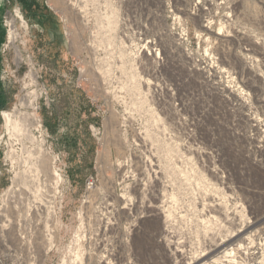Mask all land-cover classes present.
<instances>
[{
  "label": "rangeland",
  "instance_id": "rangeland-1",
  "mask_svg": "<svg viewBox=\"0 0 264 264\" xmlns=\"http://www.w3.org/2000/svg\"><path fill=\"white\" fill-rule=\"evenodd\" d=\"M9 191L17 264H264V0H0Z\"/></svg>",
  "mask_w": 264,
  "mask_h": 264
},
{
  "label": "bare ground",
  "instance_id": "bare-ground-1",
  "mask_svg": "<svg viewBox=\"0 0 264 264\" xmlns=\"http://www.w3.org/2000/svg\"><path fill=\"white\" fill-rule=\"evenodd\" d=\"M221 36V35H219ZM10 116H7V121H8V125L10 123ZM117 128V127H116ZM115 128V129H116ZM119 128V126H118ZM107 133V132H106ZM116 135V134H115ZM105 138V137H104ZM104 151V150H103ZM102 151V152H103ZM41 152V151H40ZM103 155V154H102ZM101 156V155H100ZM38 161V160H37ZM38 163V162H37ZM102 164V163H101ZM106 167V166H105ZM34 169V168H33ZM42 169L43 171L46 173V176L49 177L50 180H53L55 178V172L52 170L51 167H47L46 165H42ZM24 177V176H23ZM22 177V178H23ZM24 180V179H23ZM21 181V180H20ZM30 181V180H29ZM31 181H32V177H31ZM26 182V181H25ZM37 183V182H36ZM24 184V183H23ZM26 184V183H25ZM28 184V183H27ZM35 184V183H34ZM22 185V184H21ZM19 186V185H18ZM32 186V185H31ZM21 187V186H20ZM19 188V187H18ZM21 189V188H20ZM23 190V189H22ZM18 192V191H17ZM23 192V191H22ZM20 192V193H22ZM50 192V191H49ZM16 194V191H15ZM33 194V193H32ZM29 195V193H28ZM36 195V194H35ZM19 196V193H18ZM14 197V196H13ZM23 197V196H22ZM26 197V196H25ZM32 197V196H31ZM49 197V196H48ZM28 198V196H27ZM15 201L17 200L16 198H14ZM22 199V198H21ZM47 199V198H46ZM24 201V198L22 199ZM33 201V200H32ZM19 202V201H18ZM15 203V202H14ZM9 204V203H8ZM16 204V203H15ZM22 204V203H21ZM29 202H28V206H29ZM8 207H10V205H8ZM23 207V205H22ZM30 207H28L27 210H29ZM10 213V212H9ZM18 214V212H17ZM13 215V214H12ZM3 217V215H2ZM15 217V215H14ZM158 217V216H157ZM17 218V217H16ZM260 222H264V218H262L261 220H259L258 223ZM156 225V226H155ZM155 225L151 224H147V226H149V228H154L158 226V224L156 223ZM257 225V223L255 222V224L252 226H250L246 231L247 232L251 229H253L255 226ZM159 227H157L158 229ZM28 229V228H27ZM26 232V231H25ZM244 232H238L236 231V234L231 236V237H227L224 239H215L213 240V242L210 245V248L208 250V252L204 255H202L201 257H199L195 262L191 263V264H240L238 262V258L239 255L241 254V252L243 251V242L245 240L244 236L245 233ZM30 234V233H29ZM18 237H20L18 235ZM29 237V236H28ZM33 237V236H32ZM25 238V237H24ZM23 241V240H22ZM29 241V240H27ZM27 243V242H26ZM28 245V244H27ZM26 245V247H27ZM32 245V244H31ZM20 246V243H17V249ZM29 246V245H28ZM22 247V246H21ZM20 247V249H21ZM24 247V246H23ZM32 247V246H31ZM30 251V250H27ZM26 251V252H27ZM32 255V254H31ZM33 256H31L32 258ZM35 258V257H34ZM32 258V259H34ZM43 258V257H42ZM35 264V263H34ZM254 264H259V263H254Z\"/></svg>",
  "mask_w": 264,
  "mask_h": 264
},
{
  "label": "built area",
  "instance_id": "built-area-1",
  "mask_svg": "<svg viewBox=\"0 0 264 264\" xmlns=\"http://www.w3.org/2000/svg\"><path fill=\"white\" fill-rule=\"evenodd\" d=\"M14 194L15 191L12 194L9 191L3 195L6 199L4 200V213L0 210V264H17V218L14 217L17 212H14L15 209H13L15 207L13 199L16 198ZM1 214H3V217ZM1 224L9 225V227L3 229ZM10 227H12V230Z\"/></svg>",
  "mask_w": 264,
  "mask_h": 264
}]
</instances>
